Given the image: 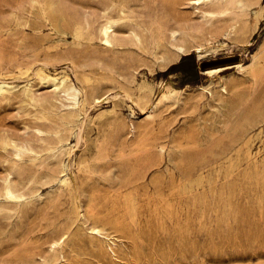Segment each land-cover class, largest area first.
Masks as SVG:
<instances>
[{
    "label": "rangeland",
    "instance_id": "374dc122",
    "mask_svg": "<svg viewBox=\"0 0 264 264\" xmlns=\"http://www.w3.org/2000/svg\"><path fill=\"white\" fill-rule=\"evenodd\" d=\"M0 264H264V0H0Z\"/></svg>",
    "mask_w": 264,
    "mask_h": 264
},
{
    "label": "bare ground",
    "instance_id": "6f19581e",
    "mask_svg": "<svg viewBox=\"0 0 264 264\" xmlns=\"http://www.w3.org/2000/svg\"><path fill=\"white\" fill-rule=\"evenodd\" d=\"M204 0H197V3H202ZM112 27H111V25H109V27L106 29V31H105V34L107 35L108 34V31L111 29ZM195 51H196V54H197V56H198V58H199V60H202L204 57H205V54H206V52H204V49L203 48H201V47H197L196 49H195ZM179 52H180V54L182 55V54H184V52H185V50L183 49V48H180L179 49ZM239 69H243V66H239ZM219 71H218V69H214V70H208L207 72H206V75L207 76H209V77H214L217 73H218ZM175 95V92H171V93H169V94H165L164 96H163V100H169L170 98H172L173 96ZM83 134V133H82Z\"/></svg>",
    "mask_w": 264,
    "mask_h": 264
}]
</instances>
